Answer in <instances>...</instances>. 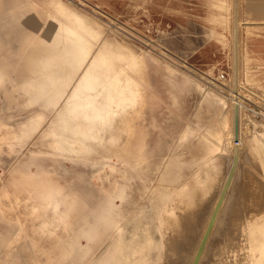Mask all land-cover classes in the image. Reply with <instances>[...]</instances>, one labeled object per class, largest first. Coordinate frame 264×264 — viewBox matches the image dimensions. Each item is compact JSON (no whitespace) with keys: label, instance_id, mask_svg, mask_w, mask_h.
Wrapping results in <instances>:
<instances>
[{"label":"rangeland","instance_id":"374dc122","mask_svg":"<svg viewBox=\"0 0 264 264\" xmlns=\"http://www.w3.org/2000/svg\"><path fill=\"white\" fill-rule=\"evenodd\" d=\"M61 1L62 7H56L53 0H0V264H83L86 258L92 259L93 253L85 255L77 245L70 253L67 251L68 242L73 237L71 227L78 233L81 222L78 211L76 214L75 210H68L72 202L66 192H72L80 206L93 207L103 196L100 188L117 176L113 170L119 172L120 167L128 169L135 164L132 159L134 142L123 149L127 137L118 127L115 116L109 117L107 127L97 123L96 134L90 130L85 132L86 127L81 123L77 128L81 133L75 134V121H70L71 116L64 109L66 93L61 97L48 94L39 102L24 94L23 81L40 75L41 38L51 27L52 20L70 23L77 15L99 19L108 27L106 34L127 41L140 62L147 60L145 103L136 109L127 101L121 108L113 104V109L121 114H133L132 122L138 127L133 141L143 143L144 155L151 161L152 169L161 155L168 160L177 151L172 131L184 123L197 127L202 118L216 114L212 124L220 126L217 112H221V108L204 104L199 109L201 96L193 87L184 94L177 93L167 76L166 62L178 72L195 77L204 87L221 89L224 95L234 90L233 62L236 65L237 59L235 9L240 34L237 44L239 78L246 87H241L240 92L247 91L252 95L245 100L248 107L264 108L263 80L247 78L250 74L243 75L240 70L244 63V36L259 34L264 29L258 25L260 20L243 10V0ZM89 2L99 5L118 20L97 7L93 9L95 6ZM220 3L226 6L225 9L217 6ZM258 4L264 5V2ZM161 44L172 51L163 49ZM221 74L225 77L224 82L219 78ZM49 86L51 90L52 86ZM254 87L261 90L256 91ZM174 95L179 97L177 103ZM248 107L244 109L247 122L244 121L246 126H242L244 138L240 145L246 156L241 160L243 167L239 181L234 185L237 191L223 219L226 225H220L213 236L204 264L210 262L211 256L224 258L225 264H239L234 259H225L227 243L232 237H244L239 225L246 217L257 213L264 215V144L253 130L254 127L263 130V127L250 124L248 116L262 122L264 118L253 115ZM224 110L228 116L224 134L226 144L231 123L229 101ZM206 146L207 141L195 134L192 144L183 149L184 158L189 160L194 155V161L199 157L202 161L194 164L192 170L183 171V182L187 187L185 192L176 196L180 206L194 203L198 191L207 192L210 186L206 182L207 172L213 169L215 174L216 170L222 171L220 168L225 170L229 162L230 152L218 151L207 157ZM119 154L129 163H124ZM128 173L133 184L132 200L136 204L125 206L123 223L132 220L141 207L147 208V214L138 217V221L148 222L156 213L152 207L156 200L151 187L163 182L153 173L144 182L136 171L131 169ZM50 176L57 177L64 188L55 185ZM207 203L204 202L202 207ZM82 211L87 213L89 210ZM203 212L195 215L194 236ZM103 240L106 238L99 237L95 252ZM260 240L264 241V234Z\"/></svg>","mask_w":264,"mask_h":264},{"label":"bare ground","instance_id":"6f19581e","mask_svg":"<svg viewBox=\"0 0 264 264\" xmlns=\"http://www.w3.org/2000/svg\"><path fill=\"white\" fill-rule=\"evenodd\" d=\"M53 3L56 7L64 5L61 0H53ZM92 5L95 6L93 9L97 7L103 10L99 5ZM258 5L264 7V5ZM217 6L223 9L226 7L221 3ZM238 6L240 5L238 4ZM238 10L240 9L238 8ZM235 11V58L237 57L238 60V78L237 75L235 76L236 65L233 62L234 90L231 89L227 95H224L221 89L204 87L202 82L195 77L185 72H178L166 62L167 76L177 93L184 94L193 87L201 96L199 109H202L204 104H213L221 108V112H217L220 126L216 127L212 124L216 114L202 118L197 127L190 123H184L178 130L172 131L171 137L176 141L177 151L173 152L168 160L164 155H161L153 169L150 167L151 161L144 155L143 143L133 141L138 132V127L132 122L133 114H121L118 110L113 109V104L121 108L127 101L131 102L130 105L136 106V109L145 103L147 60L140 62L139 56L126 43L127 41L124 42L115 39L114 35L106 34L105 29L108 27L105 26V23L102 24L99 19L94 20L77 15L70 23L52 20L51 27L45 31L41 38L43 45L41 44L42 56L39 62L40 75L23 81L21 88L24 94L30 100L39 102L48 94L61 97L66 93L64 109L67 115L71 116L70 121L72 123L75 121L73 126L75 134L81 133L77 129L81 127L80 123L86 127L85 132L90 130L96 134L98 133L95 128L97 123L104 124L102 126L105 127L109 123V117L115 116L118 127L125 132L127 137L123 149H127L129 143L133 142L135 147L132 159L136 165L134 164L128 169L120 167L119 172L113 170L117 176L109 180L108 185L100 188L103 196L97 205L93 207L80 206L74 199L73 193L66 192V197H69L72 202L70 206L68 205V210H75L76 214L78 211V218L81 222L78 233L74 232L71 227L73 237L68 242L67 251L70 253L71 249L77 245L84 250L85 255L94 254L92 259L87 260L86 258L83 264H204L206 261L213 236L217 233L220 225H226V220L223 219L232 197H235L234 194L237 190L234 185L239 181L243 167L241 160L246 156L240 145L244 138L242 135V126L245 125L244 109L248 107L245 100H248L247 97L252 95L247 91L240 92V90L242 91L241 87H246L242 84V79L239 78V53H237V44L240 41H238L240 37L238 34L239 17L237 9ZM109 15L118 20L111 14ZM258 25L260 26V24ZM230 26L232 25L230 24ZM247 32L252 33L251 31ZM160 46L169 52L172 51L162 44ZM251 77L254 78L253 75L247 74V78ZM219 78L223 82L225 81L222 74L219 75ZM49 85L52 86L51 90ZM178 98L177 95H174L175 103L178 102ZM228 101L231 123L227 132L229 141L225 144L224 134H226L228 116L224 108ZM246 115L248 114L246 113ZM248 117L251 120L250 124L254 126L259 124L263 127L261 128L263 130L259 129L260 131L257 127H254L253 130L256 131L257 136L264 144V122L257 121L252 116ZM236 123L238 124V138H236ZM68 127L72 128L70 125ZM195 134L207 141V157L218 151H226L230 152L229 162L225 170L220 168V170H224L223 172L216 170L213 174V169L211 172H207L206 182L210 185L207 192L198 191L194 203L180 206L176 196L179 192H185L187 187L183 182V171L187 168L192 170L194 164H199L202 161L200 157L194 161V155L189 160L183 156V149L188 144H192ZM236 150L238 160L232 171ZM119 157L124 163H129L122 154H119ZM131 169L136 171V175L143 182L145 178H149L151 173L158 176L160 182H163L151 187L156 200L152 207L156 213L148 222L138 221V217H145L147 214L146 207H141L140 212L126 224L122 220L125 206L128 203L136 204L131 195L133 191L131 185L133 184L129 180L128 173ZM51 179L54 180L55 185L61 189L64 188L57 177ZM226 184L227 188L224 191ZM178 186H180L179 189ZM144 187L148 186L144 185ZM206 201L208 202L207 206L202 207ZM86 208L89 211L84 213L82 209ZM215 210L216 214L210 225ZM199 211H205V213L203 212L204 215L200 218L201 222L196 227L197 233L194 236L193 221ZM160 226L162 227L159 229ZM239 228L244 237L242 236L240 239L232 237L226 245L225 259H234L239 264H264V241L260 240L261 235L264 234L263 213L246 217L240 223ZM193 236L194 241L191 245ZM99 237H104L106 240L100 241L101 245L95 252V243ZM221 258L220 256H211L210 262L206 264H225L223 263L224 258ZM73 264H77V262H73Z\"/></svg>","mask_w":264,"mask_h":264},{"label":"crops","instance_id":"0c3cea01","mask_svg":"<svg viewBox=\"0 0 264 264\" xmlns=\"http://www.w3.org/2000/svg\"><path fill=\"white\" fill-rule=\"evenodd\" d=\"M259 2H264V0H243L242 7L243 10L252 13L254 18L260 20V26L264 28V7H259ZM243 46L244 63L241 66L243 75L249 73L258 79H262L264 84V29L259 34L245 35ZM254 88L256 91L261 90V88Z\"/></svg>","mask_w":264,"mask_h":264},{"label":"water","instance_id":"95a60500","mask_svg":"<svg viewBox=\"0 0 264 264\" xmlns=\"http://www.w3.org/2000/svg\"><path fill=\"white\" fill-rule=\"evenodd\" d=\"M237 68H238V62H237V59H236V72H235V76L237 75V78H238V72H237ZM236 138H238V124L236 123ZM238 160V152L236 150L235 154H234V163H233V166H232V171L234 170L235 166H236V162ZM228 184V183H227ZM227 184L226 186L224 187V191L226 190L227 188ZM215 214H216V210L214 211L213 215H212V218H211V221H210V225L212 224L213 220H214V217H215Z\"/></svg>","mask_w":264,"mask_h":264},{"label":"built area","instance_id":"2783aa9c","mask_svg":"<svg viewBox=\"0 0 264 264\" xmlns=\"http://www.w3.org/2000/svg\"><path fill=\"white\" fill-rule=\"evenodd\" d=\"M254 104V103H253ZM256 105V104H255ZM248 106V105H247ZM247 110H249L251 113H253V115L257 116V117H261V119L264 118V108H254L249 106L247 108Z\"/></svg>","mask_w":264,"mask_h":264}]
</instances>
